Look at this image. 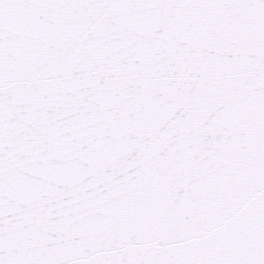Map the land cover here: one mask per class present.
Wrapping results in <instances>:
<instances>
[{
  "label": "snow or ice",
  "instance_id": "snow-or-ice-1",
  "mask_svg": "<svg viewBox=\"0 0 264 264\" xmlns=\"http://www.w3.org/2000/svg\"><path fill=\"white\" fill-rule=\"evenodd\" d=\"M0 264H264V0H0Z\"/></svg>",
  "mask_w": 264,
  "mask_h": 264
}]
</instances>
